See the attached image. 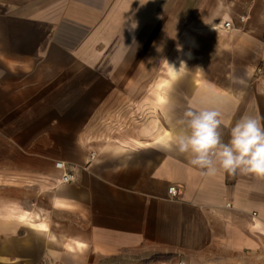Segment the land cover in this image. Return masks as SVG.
<instances>
[{
	"label": "crops",
	"instance_id": "obj_1",
	"mask_svg": "<svg viewBox=\"0 0 264 264\" xmlns=\"http://www.w3.org/2000/svg\"><path fill=\"white\" fill-rule=\"evenodd\" d=\"M189 108L264 117V0H0V264H264V177L167 148Z\"/></svg>",
	"mask_w": 264,
	"mask_h": 264
},
{
	"label": "clouds",
	"instance_id": "obj_2",
	"mask_svg": "<svg viewBox=\"0 0 264 264\" xmlns=\"http://www.w3.org/2000/svg\"><path fill=\"white\" fill-rule=\"evenodd\" d=\"M170 66L177 75L186 67L183 62L179 69ZM176 124L179 130L169 133L166 147L190 153V164L202 174L223 171L264 177V117L245 114L236 119L228 127L226 141L224 113L219 108H189Z\"/></svg>",
	"mask_w": 264,
	"mask_h": 264
},
{
	"label": "built area",
	"instance_id": "obj_3",
	"mask_svg": "<svg viewBox=\"0 0 264 264\" xmlns=\"http://www.w3.org/2000/svg\"><path fill=\"white\" fill-rule=\"evenodd\" d=\"M241 20L243 21L244 18L242 17ZM225 29L226 30L232 29V24L226 23L225 24ZM56 168L59 169V170H62V171L64 170V175L62 177V182L64 184H70V183L74 182V180H75L74 175L65 171V166H64L63 163H60V162L56 163ZM169 194L173 198H176L178 196V190H177V188H175V187L169 188Z\"/></svg>",
	"mask_w": 264,
	"mask_h": 264
}]
</instances>
